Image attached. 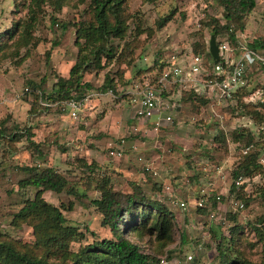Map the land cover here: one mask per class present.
Wrapping results in <instances>:
<instances>
[{
  "label": "rangeland",
  "instance_id": "374dc122",
  "mask_svg": "<svg viewBox=\"0 0 264 264\" xmlns=\"http://www.w3.org/2000/svg\"><path fill=\"white\" fill-rule=\"evenodd\" d=\"M90 2L0 0V242L51 262L84 264L89 255L96 264L87 248L115 238L91 200L110 191L137 197L118 231L149 264H260L264 67L252 63L245 85L229 95L210 90L218 77L209 39L216 29L217 43L235 56L241 43L264 40V0H255L239 21L225 19L219 0H125V33L98 41L111 54H101V67L83 74L92 88L75 110L68 104L74 98L48 95L57 76L67 77L79 55L92 49L77 35L96 24ZM167 15L171 19L158 26ZM196 54L207 61L206 82L196 89L172 84L164 94L169 108L139 117L130 90L155 86L167 60L181 66ZM252 156L243 173L240 166ZM23 166L53 169L66 186L61 192L20 188L30 176ZM238 169L242 177L234 181ZM35 197L65 221L42 208L20 214Z\"/></svg>",
  "mask_w": 264,
  "mask_h": 264
},
{
  "label": "trees",
  "instance_id": "16d2710c",
  "mask_svg": "<svg viewBox=\"0 0 264 264\" xmlns=\"http://www.w3.org/2000/svg\"><path fill=\"white\" fill-rule=\"evenodd\" d=\"M147 2H154L155 0H146ZM226 9L225 19L228 21H239L243 15L250 12L255 6V0H219ZM125 0H91L90 5L93 9L95 18V25L83 26L77 31V35H82L85 40L89 42L92 49L89 53L80 54L76 62L70 67L67 77L57 76L56 81L52 84L51 94L49 98L54 100H63L74 98L75 100L82 98L85 90L92 88L88 82H83V74L89 70L101 67V54H111V49L106 50L99 40H107L110 37H120L125 33V21L122 16V6ZM112 18V20L110 19ZM171 19L170 15L164 16L158 22V26L162 27ZM67 24H62L61 29L66 30ZM225 28L231 33L234 38V30L226 24ZM216 36L218 31L213 30ZM253 48H264V40H254L249 44ZM33 85V83L31 82ZM250 140V138H249ZM254 158L251 157L247 164L240 166L243 173L249 170V164H254ZM253 161V162H252ZM256 165V164H255ZM257 166V165H256ZM240 169L234 172V181L242 177ZM21 170L30 173V176L21 179L18 182L20 188L32 186L41 188L42 190H50L54 192H61L66 186V179L54 172L53 169L36 171L35 167L23 166ZM234 183L232 184V188ZM71 192H75L71 190ZM138 201L134 194L123 195L110 191H105L100 199H93L91 203L102 214V224L107 225L113 233L115 239L105 238L101 241H96L87 249L91 252L96 264H149V256L144 254L137 244L130 242L127 239L121 238L119 235L118 222L123 217V212L129 208L131 204ZM144 200H140V203ZM123 204V205H121ZM153 208H160L158 203H152ZM48 211V216L54 217L58 222H64L65 218L56 207L49 206L41 198L35 197L28 200L27 204L23 206L19 213L25 214L37 209ZM98 252V253H97ZM87 261L84 264H92L91 256L87 255ZM84 259H81L83 261ZM77 260L72 261L71 264H77ZM0 264H68L66 262H51L44 257H35L25 252L17 251L13 246L5 242H0ZM83 264V263H82ZM264 264V258L260 262Z\"/></svg>",
  "mask_w": 264,
  "mask_h": 264
},
{
  "label": "built area",
  "instance_id": "2783aa9c",
  "mask_svg": "<svg viewBox=\"0 0 264 264\" xmlns=\"http://www.w3.org/2000/svg\"><path fill=\"white\" fill-rule=\"evenodd\" d=\"M230 49L228 45L218 44L219 61L217 63L213 61V73L218 78L210 82L209 89H217L222 95H229L245 85V71L252 63H258L264 67V48H253L249 44L241 43L237 50L238 56L232 54ZM182 62L183 65L180 66L179 63L167 60L166 63L168 64L165 67L168 66V68L162 72L155 86L143 84L130 90V99L134 103L133 107L139 117L151 118L157 112L169 108L170 103L166 100L164 94L169 93L172 84L181 85L183 88L196 89L197 84L206 82L203 80L202 74L208 71L209 68L207 61L202 56L192 55L189 62L184 60ZM184 62H187V64ZM194 83L195 85H193ZM109 91L111 92V89ZM44 104L49 106L47 102ZM68 104L73 106L75 110L78 108L75 99L68 100ZM170 114H167L164 119L170 120ZM110 153L114 154V149L110 150ZM178 203L181 206L185 205L182 201ZM237 206L243 207V204L240 202Z\"/></svg>",
  "mask_w": 264,
  "mask_h": 264
},
{
  "label": "water",
  "instance_id": "95a60500",
  "mask_svg": "<svg viewBox=\"0 0 264 264\" xmlns=\"http://www.w3.org/2000/svg\"><path fill=\"white\" fill-rule=\"evenodd\" d=\"M209 53L216 63L219 60V50H218V43L216 41V36L212 34L209 39Z\"/></svg>",
  "mask_w": 264,
  "mask_h": 264
},
{
  "label": "crops",
  "instance_id": "0c3cea01",
  "mask_svg": "<svg viewBox=\"0 0 264 264\" xmlns=\"http://www.w3.org/2000/svg\"><path fill=\"white\" fill-rule=\"evenodd\" d=\"M69 73V72H68ZM65 77V76H64Z\"/></svg>",
  "mask_w": 264,
  "mask_h": 264
}]
</instances>
